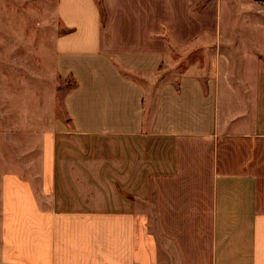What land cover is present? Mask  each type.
<instances>
[{"label": "crops", "instance_id": "obj_1", "mask_svg": "<svg viewBox=\"0 0 264 264\" xmlns=\"http://www.w3.org/2000/svg\"><path fill=\"white\" fill-rule=\"evenodd\" d=\"M54 1L42 76L0 8V264H264V0Z\"/></svg>", "mask_w": 264, "mask_h": 264}, {"label": "rangeland", "instance_id": "obj_2", "mask_svg": "<svg viewBox=\"0 0 264 264\" xmlns=\"http://www.w3.org/2000/svg\"><path fill=\"white\" fill-rule=\"evenodd\" d=\"M203 0H201L202 3ZM99 8L101 7L100 0H96ZM13 7L17 9L18 13L15 15L16 18H13L15 22L14 34L12 37L18 38H33L36 39V42L30 44L29 46L19 44V54H20V64L27 66L34 70L35 74L42 76L44 70V63L42 59L43 49L45 48L43 44V39L46 37L44 30H42V24L49 26V23L55 21L53 15V7L55 6V1L47 0H0L1 7ZM261 15V14H259ZM54 19V20H53ZM7 18H4V21ZM2 22V19H0ZM10 32L5 30H0V37H6ZM22 43V42H20ZM4 48L5 52V47ZM34 53L29 56L27 50ZM213 65L212 60L209 62L208 53L204 54L202 46H193L182 52H176L173 54V59L165 62L160 67L161 78L163 81H173L180 77V75L186 70L194 67L198 73L210 72L212 69L210 67ZM34 84L36 86L42 87L41 80L35 79ZM58 102L61 100V97L69 90L74 84L70 78H60L58 83ZM40 89V88H39ZM38 89V90H39ZM37 90V91H38ZM37 97L36 102L41 101L43 97L41 93H36ZM37 104V103H36Z\"/></svg>", "mask_w": 264, "mask_h": 264}]
</instances>
